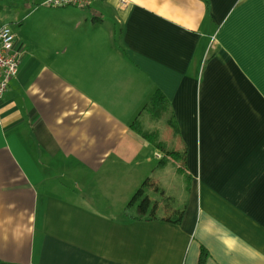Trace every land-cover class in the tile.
<instances>
[{
  "label": "crops",
  "instance_id": "0c3cea01",
  "mask_svg": "<svg viewBox=\"0 0 264 264\" xmlns=\"http://www.w3.org/2000/svg\"><path fill=\"white\" fill-rule=\"evenodd\" d=\"M43 1L7 20L0 264H264V0Z\"/></svg>",
  "mask_w": 264,
  "mask_h": 264
},
{
  "label": "built area",
  "instance_id": "2783aa9c",
  "mask_svg": "<svg viewBox=\"0 0 264 264\" xmlns=\"http://www.w3.org/2000/svg\"><path fill=\"white\" fill-rule=\"evenodd\" d=\"M92 0H44L43 5L49 7L77 6L89 7ZM124 4L126 0H121ZM16 36L8 24L0 26V102L9 88V83L20 68V52L14 42Z\"/></svg>",
  "mask_w": 264,
  "mask_h": 264
},
{
  "label": "rangeland",
  "instance_id": "374dc122",
  "mask_svg": "<svg viewBox=\"0 0 264 264\" xmlns=\"http://www.w3.org/2000/svg\"><path fill=\"white\" fill-rule=\"evenodd\" d=\"M13 12H17V10L15 8H13V0H0V25L3 23L8 24L9 22L7 20ZM10 24H12V23H10ZM9 26H11V28H13V29L15 28V25H9ZM169 127H170V124L165 123V129H167ZM166 133H167V131H166ZM159 136L164 137V135H159ZM174 141L175 140L173 138H171V144H173ZM169 148H174V147H169ZM183 161H186V159H184ZM176 169L185 175V177L187 179V190L189 192V189L191 186V180H192V173L190 174V172H192V170L190 169V166H187L185 162H182V163H179V167H176Z\"/></svg>",
  "mask_w": 264,
  "mask_h": 264
},
{
  "label": "trees",
  "instance_id": "16d2710c",
  "mask_svg": "<svg viewBox=\"0 0 264 264\" xmlns=\"http://www.w3.org/2000/svg\"><path fill=\"white\" fill-rule=\"evenodd\" d=\"M142 134L144 136H147L149 138H151V140H154L155 141V144L159 147V148H162L160 143L156 140V133L155 132H146V131H143ZM170 155L172 156H177V157H182L184 159V155H185V150L183 152H180L179 150H174L172 149L169 153ZM204 254H205V250H202V257L200 258V263H202L204 261Z\"/></svg>",
  "mask_w": 264,
  "mask_h": 264
}]
</instances>
